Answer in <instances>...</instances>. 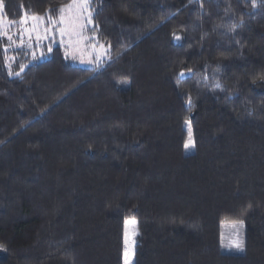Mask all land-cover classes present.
<instances>
[{"label": "trees", "instance_id": "trees-1", "mask_svg": "<svg viewBox=\"0 0 264 264\" xmlns=\"http://www.w3.org/2000/svg\"><path fill=\"white\" fill-rule=\"evenodd\" d=\"M71 1L0 0L13 24ZM89 10L98 68L0 36V264H125L129 219L132 264H264V0Z\"/></svg>", "mask_w": 264, "mask_h": 264}, {"label": "rangeland", "instance_id": "rangeland-1", "mask_svg": "<svg viewBox=\"0 0 264 264\" xmlns=\"http://www.w3.org/2000/svg\"><path fill=\"white\" fill-rule=\"evenodd\" d=\"M79 4L81 0H72L69 4ZM67 4V5H69ZM61 13L65 17L64 24L59 23L58 18L56 24H51L49 19L44 18L43 21H33L32 16L24 15L17 24L9 22L3 14L2 4L0 2V36L4 40L5 50L27 49L38 58H45L48 54V48L54 45H60L69 62L73 65L98 68L110 60L107 47L99 43L92 31V23L88 22V12H84L80 19V23L84 24L83 30L77 32H69L63 37L60 35L61 27L69 28V18L79 11L78 8L72 10L67 9ZM89 10V0H88ZM90 11V10H89ZM26 19V23L22 22ZM91 20V19H90ZM51 29L46 32V29ZM48 38L45 39L44 37ZM8 37H11L9 39ZM242 222V223H241ZM135 220L129 219L125 222L124 237V261L125 264H132L133 240L136 234ZM245 223L243 221H224L222 223V248L226 252H242L235 247V243L242 244L243 247V231Z\"/></svg>", "mask_w": 264, "mask_h": 264}, {"label": "snow or ice", "instance_id": "snow-or-ice-1", "mask_svg": "<svg viewBox=\"0 0 264 264\" xmlns=\"http://www.w3.org/2000/svg\"><path fill=\"white\" fill-rule=\"evenodd\" d=\"M255 7V4L253 5ZM74 8H78L79 11L77 13H75L72 17L69 18V28H64L61 27L59 29L60 35L63 37L65 34H67L69 32V29L71 30V32H77L78 29L79 30H83L84 28V24L80 23V19L83 16L84 12H88V22L90 23V17H91V12L88 10V0H81V2L79 4H76L75 2L73 4H69L67 5V9L72 10ZM65 8L62 7L60 9L61 13H64ZM49 21L51 22V24H56L57 21L51 20V17H48ZM32 20L33 21H43L44 17L38 16V15H34L32 16ZM22 22L26 23V19L23 20ZM65 22V17L63 15H61L60 19H59V23L60 24H64ZM236 27V25H233L232 28L234 29ZM51 29H46L47 31H50ZM9 39H11V37H8ZM45 39H47L48 37L45 36ZM176 39H179V37H176ZM48 51L51 52L52 49L51 47L48 48ZM33 57L35 58V53H33ZM97 67H99V64H97ZM17 75H19V73H17ZM181 77L184 76V73H180ZM189 104H191V99L189 98ZM189 132L191 133V130L189 129ZM191 144V136L189 137V142L185 144V148H189ZM242 223V222H241ZM235 243V247L239 250H243L242 244L234 242Z\"/></svg>", "mask_w": 264, "mask_h": 264}]
</instances>
